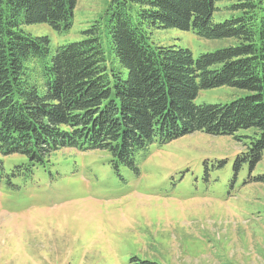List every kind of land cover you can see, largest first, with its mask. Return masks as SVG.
<instances>
[{
    "label": "rangeland",
    "instance_id": "1",
    "mask_svg": "<svg viewBox=\"0 0 264 264\" xmlns=\"http://www.w3.org/2000/svg\"><path fill=\"white\" fill-rule=\"evenodd\" d=\"M112 1L78 0L69 30H21L48 37L52 56L98 26L106 66L126 78L111 52ZM243 2L216 0L213 20L239 18ZM138 10L131 4L133 16ZM148 33L153 48L176 46L195 58L234 44L178 29ZM246 95L227 86L201 90L195 104ZM255 131L157 139L135 157L136 168L113 167L107 151L63 149L36 164L0 153V264H264V152L257 161Z\"/></svg>",
    "mask_w": 264,
    "mask_h": 264
},
{
    "label": "trees",
    "instance_id": "2",
    "mask_svg": "<svg viewBox=\"0 0 264 264\" xmlns=\"http://www.w3.org/2000/svg\"><path fill=\"white\" fill-rule=\"evenodd\" d=\"M77 1L0 0L2 155L36 164L63 149L107 151L113 167L136 168L135 157L157 139L164 144L194 132L236 136L254 129L251 145L261 159L264 0H244L241 16L223 23L213 20L216 0H113L118 4L107 29L126 78L106 66L98 26L52 56L48 37L21 30L36 24L69 30ZM131 4L139 8L136 16ZM153 29L234 44L195 58L188 49L150 46ZM224 86L247 95L226 105L195 104L201 90Z\"/></svg>",
    "mask_w": 264,
    "mask_h": 264
}]
</instances>
